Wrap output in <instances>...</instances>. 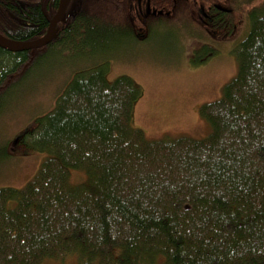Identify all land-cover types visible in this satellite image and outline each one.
Here are the masks:
<instances>
[{
  "label": "trees",
  "instance_id": "1",
  "mask_svg": "<svg viewBox=\"0 0 264 264\" xmlns=\"http://www.w3.org/2000/svg\"><path fill=\"white\" fill-rule=\"evenodd\" d=\"M23 1L33 27L8 26L0 8V32L39 37L48 24L42 2L51 14L57 0ZM239 2L247 33L232 50L236 73L200 106L210 128L200 139H149L133 125L140 85L107 78L108 50L132 42L123 0L78 4L24 71L25 52L0 48V110L51 53L97 60L75 71L21 136L45 157L22 188H0V264L67 256L76 264H264V0ZM225 20L219 28L229 34L233 13ZM206 49L190 63L209 59ZM76 171L79 183L70 179Z\"/></svg>",
  "mask_w": 264,
  "mask_h": 264
},
{
  "label": "rangeland",
  "instance_id": "2",
  "mask_svg": "<svg viewBox=\"0 0 264 264\" xmlns=\"http://www.w3.org/2000/svg\"><path fill=\"white\" fill-rule=\"evenodd\" d=\"M241 20L233 32L213 39V55L198 67L190 63V55L196 42L205 39H192L181 33L170 35L166 29L147 42H122L108 50L107 78L128 75L141 87L142 94L133 106L132 123L147 138L200 139L208 134L209 125L199 108L218 99L222 87L236 73L232 50L247 33L246 21L243 17ZM85 60L82 55L68 52L51 53L32 71V85L28 78L26 84L15 87L5 97L0 110V188H22L36 173L45 154L34 152L17 136L33 128L35 118L53 106L55 96L75 71L97 61ZM84 178L81 171L73 172L70 177L73 183ZM41 264H76V258L45 259Z\"/></svg>",
  "mask_w": 264,
  "mask_h": 264
},
{
  "label": "flooded vegetation",
  "instance_id": "3",
  "mask_svg": "<svg viewBox=\"0 0 264 264\" xmlns=\"http://www.w3.org/2000/svg\"><path fill=\"white\" fill-rule=\"evenodd\" d=\"M239 1L240 0H237V3H235L238 5V8L235 9L230 5L231 0H123L125 3L127 19L132 28L133 34L130 36L132 43L140 44L144 41L147 42V40H150L156 33L163 29L168 30L165 32L170 35L174 34L177 36L181 33L185 36L193 37L192 39L197 37L205 39L204 42H196L192 48L193 51L191 52L190 59L193 57L194 50L199 49L201 46L209 49L208 51H205L206 54L210 51V53L214 52L212 41L215 37L220 39L224 36V34L221 33L222 31L219 28V25L226 24L225 19L229 17L230 13H233L235 22L234 28H237L238 24L242 21L241 17L244 18L242 11H244L246 7L241 5V2ZM82 2H84V0H69L65 8L64 19L56 25L57 30L55 38L59 35L60 29L63 25L67 24L69 18L75 13L78 4H81ZM58 4L59 0H57V4L52 7L53 11L51 14H48L46 4L42 2L41 10L43 11L44 16L47 15V27L50 19L58 10ZM0 8L7 10L6 14L8 17H6V24H8V26H13V28L15 26V29H18V31L33 27L31 21L24 16V11L32 8V4L24 2L23 0H0ZM70 9L71 13L68 14ZM240 14H242L241 17ZM1 19L2 18H0V20ZM13 28L9 29L13 30ZM46 29L44 33L46 32ZM0 34L8 39L19 42L34 41L43 35L33 37L34 35L30 34L29 36L13 38L9 36L7 32L6 34L0 32ZM38 50L39 49H28L20 51L25 52V57L18 68L21 70L23 68L24 71V69L27 68L28 63L32 65L39 54ZM12 52L19 53L18 51H9V53ZM203 59L204 58L200 59L201 63L194 66L198 67L209 60L201 61ZM2 86L0 85V88ZM24 134L25 132L20 133L17 137L21 138Z\"/></svg>",
  "mask_w": 264,
  "mask_h": 264
},
{
  "label": "water",
  "instance_id": "4",
  "mask_svg": "<svg viewBox=\"0 0 264 264\" xmlns=\"http://www.w3.org/2000/svg\"><path fill=\"white\" fill-rule=\"evenodd\" d=\"M69 0H59L58 10L49 21L46 32L40 38L30 42H19L8 39L0 34V48L9 51H21L40 48L51 42L56 36V25L65 17V8ZM71 13V9L68 14Z\"/></svg>",
  "mask_w": 264,
  "mask_h": 264
},
{
  "label": "bare ground",
  "instance_id": "5",
  "mask_svg": "<svg viewBox=\"0 0 264 264\" xmlns=\"http://www.w3.org/2000/svg\"><path fill=\"white\" fill-rule=\"evenodd\" d=\"M22 51V50H21Z\"/></svg>",
  "mask_w": 264,
  "mask_h": 264
}]
</instances>
